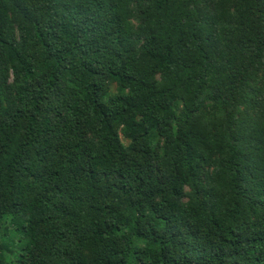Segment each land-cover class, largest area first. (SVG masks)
<instances>
[{
  "label": "trees",
  "instance_id": "trees-1",
  "mask_svg": "<svg viewBox=\"0 0 264 264\" xmlns=\"http://www.w3.org/2000/svg\"><path fill=\"white\" fill-rule=\"evenodd\" d=\"M0 264H264V0H0Z\"/></svg>",
  "mask_w": 264,
  "mask_h": 264
}]
</instances>
